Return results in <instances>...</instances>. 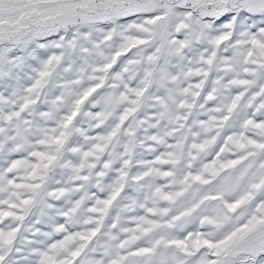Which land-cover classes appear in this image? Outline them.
Here are the masks:
<instances>
[{
  "label": "snow or ice",
  "instance_id": "snow-or-ice-1",
  "mask_svg": "<svg viewBox=\"0 0 264 264\" xmlns=\"http://www.w3.org/2000/svg\"><path fill=\"white\" fill-rule=\"evenodd\" d=\"M0 264H264V0H0Z\"/></svg>",
  "mask_w": 264,
  "mask_h": 264
}]
</instances>
